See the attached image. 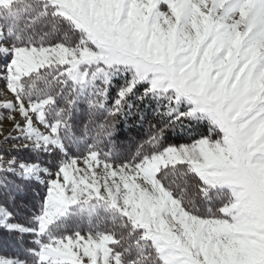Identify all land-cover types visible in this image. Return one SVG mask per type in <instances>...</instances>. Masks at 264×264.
Masks as SVG:
<instances>
[{"label": "snow or ice", "instance_id": "6c2138e0", "mask_svg": "<svg viewBox=\"0 0 264 264\" xmlns=\"http://www.w3.org/2000/svg\"><path fill=\"white\" fill-rule=\"evenodd\" d=\"M0 62V264H264V0H0Z\"/></svg>", "mask_w": 264, "mask_h": 264}, {"label": "trees", "instance_id": "16d2710c", "mask_svg": "<svg viewBox=\"0 0 264 264\" xmlns=\"http://www.w3.org/2000/svg\"><path fill=\"white\" fill-rule=\"evenodd\" d=\"M149 119H152L151 111L149 110ZM87 119V113L84 110V106L80 105L77 109V112L74 114L73 120L76 126L77 132L80 131V125L83 121ZM131 123V120L129 121ZM147 130V123L141 129L131 128L125 129L121 125V132L116 137L117 145L122 151H127L130 144L136 140H139L141 136L145 134ZM74 152L75 149L73 148ZM42 160L48 159L47 157H42ZM36 191L42 192L40 188H34L33 186H25L22 191L17 193V204H23L24 207L20 211L19 219L22 221L24 218L30 214L31 211L35 210V205L38 200L35 195ZM27 240L28 238L25 237ZM17 238L15 236L7 235L3 232H0V255L11 256L13 253H16L18 250Z\"/></svg>", "mask_w": 264, "mask_h": 264}, {"label": "rangeland", "instance_id": "374dc122", "mask_svg": "<svg viewBox=\"0 0 264 264\" xmlns=\"http://www.w3.org/2000/svg\"><path fill=\"white\" fill-rule=\"evenodd\" d=\"M3 67L2 62H0V68ZM4 85L3 82L0 81V89H3ZM11 129V125L8 123L7 120L0 121V139L3 138V136L7 135ZM12 135H15V133H12Z\"/></svg>", "mask_w": 264, "mask_h": 264}]
</instances>
